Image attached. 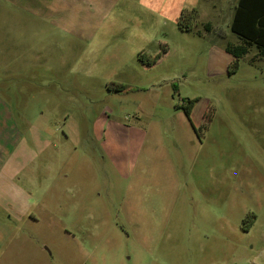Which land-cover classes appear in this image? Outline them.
Returning <instances> with one entry per match:
<instances>
[{
	"label": "rangeland",
	"instance_id": "374dc122",
	"mask_svg": "<svg viewBox=\"0 0 264 264\" xmlns=\"http://www.w3.org/2000/svg\"><path fill=\"white\" fill-rule=\"evenodd\" d=\"M238 1L0 0L22 138L0 264H264V55L229 74Z\"/></svg>",
	"mask_w": 264,
	"mask_h": 264
},
{
	"label": "trees",
	"instance_id": "16d2710c",
	"mask_svg": "<svg viewBox=\"0 0 264 264\" xmlns=\"http://www.w3.org/2000/svg\"><path fill=\"white\" fill-rule=\"evenodd\" d=\"M198 18L196 9H184L178 20V27L187 32L193 31V25ZM210 31V26H206ZM232 32L237 35L242 44L227 45L225 50L233 56V61L229 66V74L234 73L239 68L240 59L248 54L252 47H256L264 55V0H239L236 7ZM160 59L158 56L151 64H155ZM127 88L122 86L119 92H126ZM195 107V101H188L185 107V114L190 119Z\"/></svg>",
	"mask_w": 264,
	"mask_h": 264
},
{
	"label": "crops",
	"instance_id": "0c3cea01",
	"mask_svg": "<svg viewBox=\"0 0 264 264\" xmlns=\"http://www.w3.org/2000/svg\"><path fill=\"white\" fill-rule=\"evenodd\" d=\"M25 1V8L29 11H32V9L45 8V0H41V6H38L37 8H33V6L39 2L38 0ZM20 141H22V138L16 128V119L13 109L5 100L2 99V97H0V178L4 177V168L9 164L10 158L18 148ZM4 240H7V238L0 235V242L2 241V245L0 246L2 247H6ZM9 241V249H11L14 244L12 239Z\"/></svg>",
	"mask_w": 264,
	"mask_h": 264
},
{
	"label": "flooded vegetation",
	"instance_id": "af4514ba",
	"mask_svg": "<svg viewBox=\"0 0 264 264\" xmlns=\"http://www.w3.org/2000/svg\"><path fill=\"white\" fill-rule=\"evenodd\" d=\"M253 220H254V219H252V221H253ZM244 222H245V221H244ZM244 231H247V232H248V231H250V228H246V227H245Z\"/></svg>",
	"mask_w": 264,
	"mask_h": 264
}]
</instances>
